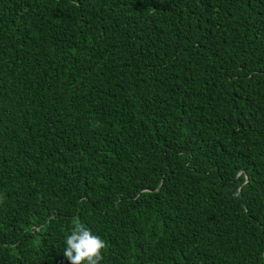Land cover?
<instances>
[{"label":"trees","instance_id":"16d2710c","mask_svg":"<svg viewBox=\"0 0 264 264\" xmlns=\"http://www.w3.org/2000/svg\"><path fill=\"white\" fill-rule=\"evenodd\" d=\"M264 264V0H0V264Z\"/></svg>","mask_w":264,"mask_h":264},{"label":"clouds","instance_id":"9594fccd","mask_svg":"<svg viewBox=\"0 0 264 264\" xmlns=\"http://www.w3.org/2000/svg\"><path fill=\"white\" fill-rule=\"evenodd\" d=\"M73 224L65 237L64 256L71 264H101L107 246L105 239L79 220Z\"/></svg>","mask_w":264,"mask_h":264}]
</instances>
